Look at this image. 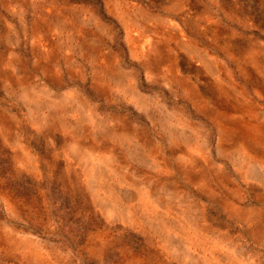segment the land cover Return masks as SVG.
<instances>
[{
  "label": "rangeland",
  "instance_id": "rangeland-1",
  "mask_svg": "<svg viewBox=\"0 0 264 264\" xmlns=\"http://www.w3.org/2000/svg\"><path fill=\"white\" fill-rule=\"evenodd\" d=\"M0 264H264V0H0Z\"/></svg>",
  "mask_w": 264,
  "mask_h": 264
}]
</instances>
